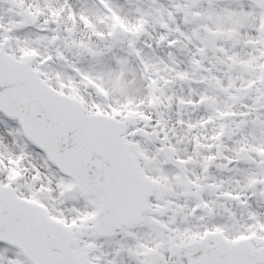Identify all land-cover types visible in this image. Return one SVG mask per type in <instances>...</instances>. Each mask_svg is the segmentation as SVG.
Returning a JSON list of instances; mask_svg holds the SVG:
<instances>
[{
	"label": "snow or ice",
	"instance_id": "obj_1",
	"mask_svg": "<svg viewBox=\"0 0 264 264\" xmlns=\"http://www.w3.org/2000/svg\"><path fill=\"white\" fill-rule=\"evenodd\" d=\"M0 264H264V0H0Z\"/></svg>",
	"mask_w": 264,
	"mask_h": 264
}]
</instances>
